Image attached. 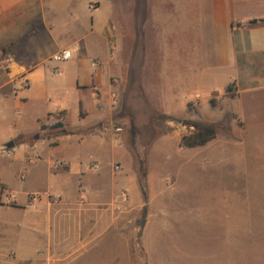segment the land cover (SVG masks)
<instances>
[{
	"label": "crops",
	"instance_id": "crops-1",
	"mask_svg": "<svg viewBox=\"0 0 264 264\" xmlns=\"http://www.w3.org/2000/svg\"><path fill=\"white\" fill-rule=\"evenodd\" d=\"M134 2L153 6L157 30L162 27L157 5L179 6L183 38L173 46L179 47V61L166 60L160 52L165 58L160 61L126 62L123 48L112 43V6L118 1L0 0V261L44 258L45 249L74 227L84 230L83 252L90 258L109 237L139 239L135 215L144 201L127 125L128 132L138 133L137 142L150 144L149 213L142 241H151L156 213L198 206L201 177L189 176L177 190L167 182L174 168L185 174L198 170V160H188L197 148L180 147L182 131L157 136L162 124H153L160 112L187 113L190 101L180 114L173 105L164 111L157 103L176 94L175 74L183 87L188 73H210L217 85L208 89L211 95L219 96L216 88L224 95L232 84L238 114L261 117L264 147V22L240 25L264 18V0ZM70 48L78 49L75 58L61 65V77L52 76V56ZM91 60H97V68ZM175 63L180 68L172 73ZM201 81L204 85L205 78ZM58 121L83 132L40 138L43 124ZM34 195L36 209L30 207ZM55 198L61 202L53 203ZM157 222L156 228L164 227Z\"/></svg>",
	"mask_w": 264,
	"mask_h": 264
},
{
	"label": "rangeland",
	"instance_id": "rangeland-1",
	"mask_svg": "<svg viewBox=\"0 0 264 264\" xmlns=\"http://www.w3.org/2000/svg\"><path fill=\"white\" fill-rule=\"evenodd\" d=\"M114 1L119 3L112 6L115 32L112 43L115 47L118 43V47L123 48L122 55L126 62L134 58L160 61L165 59L164 55L169 57L166 60L179 61V47H173L179 46L183 38L179 6L157 5L158 21L162 26L157 30L153 28V6L139 5L134 0ZM147 48L156 49L147 53ZM160 52H164V55ZM173 65L176 68L172 67V73L179 71V63ZM201 73L199 77L188 73L183 87L181 75L175 74L179 83L176 94L171 92L167 99L159 98L157 102L164 111L173 105L176 114L185 113L186 103L190 101L188 105L191 104V111H188L187 105L184 116H167L163 112L157 113L159 116L220 124L214 140L189 151L188 160H198V170L185 174L174 168L170 170L172 176L168 177V186L175 190L182 188L189 176L201 177L200 183L198 180L202 191L198 206L177 205L172 211L161 215L156 213L152 218L154 226L150 242L109 237L103 247L99 243L97 252L91 254L93 258H90L83 252L86 247L84 230L74 227L69 229V235L62 233L59 241L45 249L44 258L20 263L13 259L1 260L0 264H264V147L261 142V117L238 114L236 101L232 100L235 97L232 88L226 90L224 95L223 90L216 88L219 96L211 95L208 89L212 85L217 86L215 78L210 73L202 77ZM203 78L204 85L201 84ZM160 86H157L158 91L161 90ZM196 97L199 98L194 101ZM141 113L140 121L144 122V111ZM161 124L157 128V136L166 133L174 135L176 131L186 135L193 130L177 121ZM129 128L127 125L128 145ZM149 147V143L137 142L136 153L133 152L147 162ZM146 168L148 176V164ZM115 217L126 219L118 214ZM135 217V223H141V212ZM157 221H163L164 227L156 228ZM156 234H162L163 238Z\"/></svg>",
	"mask_w": 264,
	"mask_h": 264
},
{
	"label": "trees",
	"instance_id": "trees-1",
	"mask_svg": "<svg viewBox=\"0 0 264 264\" xmlns=\"http://www.w3.org/2000/svg\"><path fill=\"white\" fill-rule=\"evenodd\" d=\"M260 22H264V18L262 19H252L248 20L245 22L240 23V25H247V24H257ZM232 87L230 86L229 89ZM228 89V90H229ZM188 111H191V104L188 105ZM229 117V116H227ZM167 121H177L179 123H182L183 125L187 126L188 128H192L193 130L189 133L184 135L181 138L180 142V147L181 148H196V147H203L207 145L209 142L214 140L220 130V124L218 123H210V122H205L201 120H180V119H174L170 117H164V116H159L158 114H155L153 118V124L156 126L160 123H165ZM83 132L81 129H69L66 128L65 125L61 122L58 121L56 124L53 125H45L43 124L40 129V138H46V137H52L55 135H60V134H75V133H80ZM137 136L138 133L131 129L130 130V146L132 151L136 153V147H137ZM133 152V153H134ZM134 153L136 162L139 163V169H138V180L143 196V201H144V206L141 211L142 215V221L140 223V231H139V242L141 243L142 239V234L144 231V228L147 223L148 219V204H149V191H148V185L146 183V178L147 177V168L145 160H141L137 154ZM144 256H146V253L144 252ZM148 264H151L148 262Z\"/></svg>",
	"mask_w": 264,
	"mask_h": 264
},
{
	"label": "built area",
	"instance_id": "built-area-1",
	"mask_svg": "<svg viewBox=\"0 0 264 264\" xmlns=\"http://www.w3.org/2000/svg\"><path fill=\"white\" fill-rule=\"evenodd\" d=\"M77 51H78L77 48H70V49H64V50L54 54L52 56L51 60L56 65H55V67H53L51 69V75L54 77H61L63 75L61 65L71 61L72 59H74ZM91 65L93 68H97V65H98L97 60H91ZM93 168H98V165H96V164L93 165ZM116 169H119V167H117ZM122 201L126 202L125 196H122ZM52 202L55 204H59L61 202V200L59 198H55V199H53ZM37 206H38V196L34 195L31 197L30 207L33 209H36Z\"/></svg>",
	"mask_w": 264,
	"mask_h": 264
},
{
	"label": "water",
	"instance_id": "water-1",
	"mask_svg": "<svg viewBox=\"0 0 264 264\" xmlns=\"http://www.w3.org/2000/svg\"><path fill=\"white\" fill-rule=\"evenodd\" d=\"M13 144L12 143H9L8 146L11 147Z\"/></svg>",
	"mask_w": 264,
	"mask_h": 264
}]
</instances>
